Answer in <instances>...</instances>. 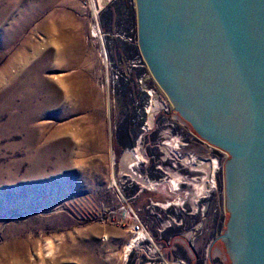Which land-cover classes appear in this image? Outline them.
<instances>
[{
	"label": "rangeland",
	"instance_id": "1",
	"mask_svg": "<svg viewBox=\"0 0 264 264\" xmlns=\"http://www.w3.org/2000/svg\"><path fill=\"white\" fill-rule=\"evenodd\" d=\"M40 2L0 0V264H225L231 158L180 123L124 42L136 4L94 16L75 0ZM150 91L167 108L151 128ZM165 134L181 146L165 152ZM138 141L146 161L135 172L152 192L122 164Z\"/></svg>",
	"mask_w": 264,
	"mask_h": 264
},
{
	"label": "water",
	"instance_id": "2",
	"mask_svg": "<svg viewBox=\"0 0 264 264\" xmlns=\"http://www.w3.org/2000/svg\"><path fill=\"white\" fill-rule=\"evenodd\" d=\"M157 92L193 136L231 158L225 264H264V0H135Z\"/></svg>",
	"mask_w": 264,
	"mask_h": 264
},
{
	"label": "bare ground",
	"instance_id": "3",
	"mask_svg": "<svg viewBox=\"0 0 264 264\" xmlns=\"http://www.w3.org/2000/svg\"><path fill=\"white\" fill-rule=\"evenodd\" d=\"M149 94L153 97L154 101H153V106L152 108L150 109V111L148 112V116H149V127L151 128L152 125H153V121H154V118L156 117V114L158 111H160L162 108H165V104H163L161 102V100L157 97V94H155L154 92L150 91ZM167 109V108H165ZM168 111V110H167ZM165 137L168 139V141H166L163 145H164V151L165 152H168L169 151V148L173 150V148L175 147H180L181 145L177 142L178 139H174V138H168V136L165 134ZM141 141H138V143L136 144V149L134 150H130L128 152L125 153V155L123 156V162L122 164L125 165L126 167V171H127V174L128 176L130 177L131 180H133L137 185H140L141 186V189L143 191H153L154 190V185L156 184H152L148 181H144L141 176L135 172V169L137 167H139L141 164H145V161H144V158L142 156V149H141ZM168 149V150H167ZM162 152V151H161ZM173 153V152H172ZM165 154V153H164ZM168 154V153H166ZM178 156V155H177ZM168 158V157H166ZM177 158H180V157H177ZM190 160V159H189ZM193 159H191L190 162H192ZM183 161V160H182ZM189 162V161H188ZM187 162V163H188ZM189 162V163H190ZM205 166V163L203 162H199V170H202ZM210 168V170L213 172H215V170L219 169V164L217 161H214L212 163H210L208 165ZM196 168V169H197ZM204 170H207V169H204ZM175 182V181H174ZM214 182H211L209 183V186L207 188H209L208 190H212L213 188H215V183L213 184ZM189 184V183H187ZM200 184V183H199ZM194 185V184H193ZM201 185V184H200ZM198 185V183L196 184V187L197 186H200ZM175 186V185H174ZM176 187V186H175ZM198 189V187H197ZM201 190H203L205 192V185L203 183L202 186H200V193L202 192ZM199 191V189L197 190ZM203 192V194H205ZM199 194V193H198ZM200 195V194H199ZM159 206V205H158ZM135 242V241H134ZM132 247V246H131ZM130 247V248H131ZM129 248V249H130Z\"/></svg>",
	"mask_w": 264,
	"mask_h": 264
},
{
	"label": "built area",
	"instance_id": "4",
	"mask_svg": "<svg viewBox=\"0 0 264 264\" xmlns=\"http://www.w3.org/2000/svg\"><path fill=\"white\" fill-rule=\"evenodd\" d=\"M77 1H79L81 4H83V6L85 8H88L94 16H98L107 8V6H109L110 4H112L113 2H115L117 0H77ZM128 1H129L130 8L133 9L134 5H135L134 1L133 0H128ZM91 32H92V36L94 38L98 36L97 34H99L95 26L93 27ZM128 32H129V34H128L129 39L123 38L125 40L124 42L128 43L135 50H138L139 49V43H138V29H137V27L131 23L130 27L128 28ZM100 56L102 58H105L104 61L106 62L107 50H106L105 46H103V45H102V49L100 52Z\"/></svg>",
	"mask_w": 264,
	"mask_h": 264
},
{
	"label": "crops",
	"instance_id": "5",
	"mask_svg": "<svg viewBox=\"0 0 264 264\" xmlns=\"http://www.w3.org/2000/svg\"><path fill=\"white\" fill-rule=\"evenodd\" d=\"M61 1H62V3H61ZM75 1H77V0H75ZM63 2H64V0H46V2H44V4H46L44 7L41 5V2H40L39 7H36V8H38V9H41V8H45V9H55V8H58L59 5L64 4ZM77 2L79 4H81L79 1H77ZM81 5H83V4H81ZM50 25L51 24L46 23V26L43 29L47 30ZM44 35H45L44 36L45 38H48L50 40V42L54 43V41L52 40V35L51 34L46 33ZM50 48H53L54 49V47H50ZM50 50H52V49H50Z\"/></svg>",
	"mask_w": 264,
	"mask_h": 264
},
{
	"label": "flooded vegetation",
	"instance_id": "6",
	"mask_svg": "<svg viewBox=\"0 0 264 264\" xmlns=\"http://www.w3.org/2000/svg\"><path fill=\"white\" fill-rule=\"evenodd\" d=\"M215 152H216V154L217 155H220V154H223V153H221V152H219V151H217V150H215ZM218 162V161H217ZM228 163V162H227ZM227 163L225 164V168H224V180H225V178H226V165H227ZM230 219H231V217L229 218V221H230Z\"/></svg>",
	"mask_w": 264,
	"mask_h": 264
}]
</instances>
